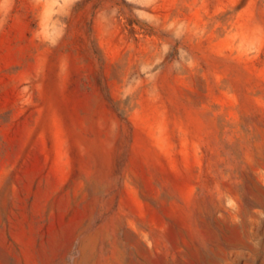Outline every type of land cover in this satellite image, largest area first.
<instances>
[{
    "label": "rangeland",
    "instance_id": "374dc122",
    "mask_svg": "<svg viewBox=\"0 0 264 264\" xmlns=\"http://www.w3.org/2000/svg\"><path fill=\"white\" fill-rule=\"evenodd\" d=\"M48 8L0 29V264H264V0Z\"/></svg>",
    "mask_w": 264,
    "mask_h": 264
},
{
    "label": "clouds",
    "instance_id": "9594fccd",
    "mask_svg": "<svg viewBox=\"0 0 264 264\" xmlns=\"http://www.w3.org/2000/svg\"><path fill=\"white\" fill-rule=\"evenodd\" d=\"M40 0H36L39 3ZM49 5L48 23L47 26H41L39 32H37V38L42 39L52 46H56L59 40L63 37L66 25L64 24L62 17H66L71 8L75 6L78 0H44ZM12 0H0V29L3 28L6 23L7 12L10 10Z\"/></svg>",
    "mask_w": 264,
    "mask_h": 264
}]
</instances>
